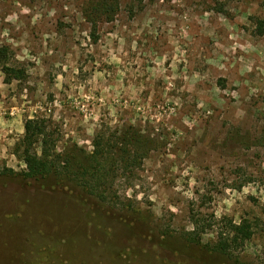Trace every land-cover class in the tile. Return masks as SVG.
I'll return each instance as SVG.
<instances>
[{
    "label": "rangeland",
    "instance_id": "374dc122",
    "mask_svg": "<svg viewBox=\"0 0 264 264\" xmlns=\"http://www.w3.org/2000/svg\"><path fill=\"white\" fill-rule=\"evenodd\" d=\"M112 2L0 0V47L24 73L6 83L0 68V264H264V0ZM28 119L62 157L132 127L150 148L114 158L113 208L70 179L8 173L26 169ZM241 221L250 241L210 251Z\"/></svg>",
    "mask_w": 264,
    "mask_h": 264
},
{
    "label": "trees",
    "instance_id": "16d2710c",
    "mask_svg": "<svg viewBox=\"0 0 264 264\" xmlns=\"http://www.w3.org/2000/svg\"><path fill=\"white\" fill-rule=\"evenodd\" d=\"M93 2L94 4L97 2L95 4L97 8L105 9L106 7L107 13L114 12L115 7H118L112 0H93ZM95 11L97 12L98 9ZM256 32L258 35H264L263 19L257 20ZM11 55L9 47H0V68L6 77V83L21 80L24 77L22 70L11 65ZM24 129V138L17 145L15 153L24 161L26 169L21 173L8 170L9 174H16L26 182H37L42 187H49L53 190L63 188L64 181L70 179L84 189H90L92 195L113 208H115V203L109 200L104 189H109L111 186L109 178L116 172L114 158L119 156L124 162L137 163L147 156V148H150L151 142L133 127L123 133L121 140L118 138L120 142L117 140L115 145L107 141L106 135L99 134L94 140L95 152L79 160L73 153L62 157L52 151L51 136L45 120L28 119ZM36 145L40 146V154L36 151ZM107 148L125 149L113 152ZM253 233V226L248 221H241L238 224L230 222L228 232L220 235L219 242L213 245L210 251L228 256L238 246L250 241ZM187 240L200 245L199 231L189 234Z\"/></svg>",
    "mask_w": 264,
    "mask_h": 264
},
{
    "label": "clouds",
    "instance_id": "9594fccd",
    "mask_svg": "<svg viewBox=\"0 0 264 264\" xmlns=\"http://www.w3.org/2000/svg\"><path fill=\"white\" fill-rule=\"evenodd\" d=\"M22 11H23L24 13H28V12H29V9H28V8H23ZM17 18H18V17H17L15 14H13V15L8 16V17H7V20H8V21L15 22V20H16ZM3 35H4V36H7V35H8V32L5 31V32L3 33ZM0 123H2V121H0ZM19 131H20L21 133H23V132H24L23 127H21V128L19 129Z\"/></svg>",
    "mask_w": 264,
    "mask_h": 264
}]
</instances>
